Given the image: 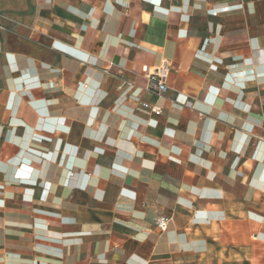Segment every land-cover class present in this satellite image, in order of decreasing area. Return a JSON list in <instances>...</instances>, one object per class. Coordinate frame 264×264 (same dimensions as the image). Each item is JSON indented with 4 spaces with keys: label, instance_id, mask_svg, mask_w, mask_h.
Returning a JSON list of instances; mask_svg holds the SVG:
<instances>
[{
    "label": "crops",
    "instance_id": "crops-1",
    "mask_svg": "<svg viewBox=\"0 0 264 264\" xmlns=\"http://www.w3.org/2000/svg\"><path fill=\"white\" fill-rule=\"evenodd\" d=\"M0 264H264V0H0Z\"/></svg>",
    "mask_w": 264,
    "mask_h": 264
},
{
    "label": "built area",
    "instance_id": "built-area-1",
    "mask_svg": "<svg viewBox=\"0 0 264 264\" xmlns=\"http://www.w3.org/2000/svg\"><path fill=\"white\" fill-rule=\"evenodd\" d=\"M170 63L165 60L158 66L143 68V74L148 79L147 89L149 92L157 97H162L167 91V80L170 72ZM183 105L187 108H191L193 105L192 100L186 99ZM151 111L156 116L162 114V109L155 105L151 108ZM169 218L166 216H156L154 219V225L160 232H165L168 229Z\"/></svg>",
    "mask_w": 264,
    "mask_h": 264
}]
</instances>
